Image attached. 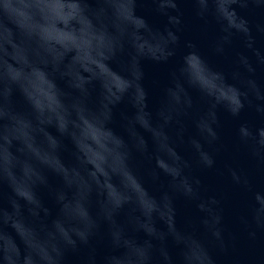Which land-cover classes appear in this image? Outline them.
<instances>
[{
  "label": "water",
  "instance_id": "water-1",
  "mask_svg": "<svg viewBox=\"0 0 264 264\" xmlns=\"http://www.w3.org/2000/svg\"><path fill=\"white\" fill-rule=\"evenodd\" d=\"M87 5L45 0L42 24L37 0H0V79L20 84L0 122L30 149L21 166L0 144V264L50 262L92 223L62 264H137L148 241L151 264H264V0Z\"/></svg>",
  "mask_w": 264,
  "mask_h": 264
},
{
  "label": "clouds",
  "instance_id": "clouds-1",
  "mask_svg": "<svg viewBox=\"0 0 264 264\" xmlns=\"http://www.w3.org/2000/svg\"><path fill=\"white\" fill-rule=\"evenodd\" d=\"M65 3H73L76 5L78 12L83 13L87 8V0H64ZM36 18L40 21V23L48 22L50 18V12L48 11L47 7L45 6V0H37V6L35 9ZM75 21H73L74 23ZM34 34L26 33L24 35V40H31ZM38 38V37H37ZM20 84L18 81H9L7 86H5L3 79H0V112H4L6 114L10 113L11 109V97H12V90L14 87H19ZM25 100L28 101V97L25 94ZM242 107V104H241ZM238 114V113H234ZM37 119H39V114L37 113ZM59 135H71V132L65 128L63 131L57 129ZM8 136L9 139L13 140L14 144H17L18 147L16 148L15 152L11 151V145H8V149L12 158L15 162H18L23 166L24 164L28 163V156L30 154V149L28 145L24 143L22 139L17 140L10 136V129H6L3 127L2 122H0V144H5L4 137ZM59 141H57L56 148H59ZM119 150L121 151L123 158L125 161L128 160L129 157V148L126 143L123 141L120 143ZM11 165L5 166L2 162H0V184L6 183L12 192V197H15V184L11 176H9L7 168H10ZM62 178V173H57ZM65 182H67L65 180ZM101 208H100V219L102 221H107L111 215H113L122 205L115 204L110 197L106 194L101 192ZM96 224L92 223L88 225L86 228L82 229L80 232L73 234L69 238H61L56 248L52 251V259L49 262L47 259L41 258L39 256L35 257L36 264H62L64 251L68 248L75 249L78 245H88L90 241L97 235L96 231ZM157 238V237H154ZM109 239L113 245L120 243L123 240V234L117 233L115 229H113L109 233ZM150 248H151V241L147 242V247L144 249V254L141 257L137 258V264H151L150 261ZM0 258H4V250L0 249ZM94 264V260L92 261ZM104 264H112L111 259L106 257L104 260ZM162 264H170V261L165 257L162 260Z\"/></svg>",
  "mask_w": 264,
  "mask_h": 264
}]
</instances>
